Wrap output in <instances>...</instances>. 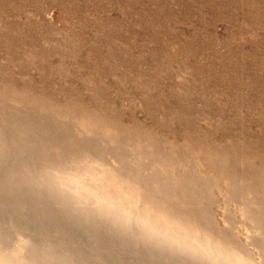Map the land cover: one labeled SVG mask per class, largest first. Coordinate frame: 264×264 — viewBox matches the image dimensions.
I'll return each mask as SVG.
<instances>
[{
  "label": "rangeland",
  "instance_id": "obj_1",
  "mask_svg": "<svg viewBox=\"0 0 264 264\" xmlns=\"http://www.w3.org/2000/svg\"><path fill=\"white\" fill-rule=\"evenodd\" d=\"M0 233V264H264V0H0Z\"/></svg>",
  "mask_w": 264,
  "mask_h": 264
},
{
  "label": "snow or ice",
  "instance_id": "obj_2",
  "mask_svg": "<svg viewBox=\"0 0 264 264\" xmlns=\"http://www.w3.org/2000/svg\"><path fill=\"white\" fill-rule=\"evenodd\" d=\"M76 195H79V193H76ZM129 221H131L132 219L127 216L126 217ZM139 224V226H141L148 234L152 235V236H162L163 234L158 231L156 228H154L150 223L143 221V222H137ZM16 240H15V234H13L11 237L6 236L2 233H0V247H3L5 245H7L8 247H12L13 245H15ZM235 252H237L235 249L232 250V253L234 254ZM232 258V254L230 257H228V259Z\"/></svg>",
  "mask_w": 264,
  "mask_h": 264
},
{
  "label": "clouds",
  "instance_id": "obj_3",
  "mask_svg": "<svg viewBox=\"0 0 264 264\" xmlns=\"http://www.w3.org/2000/svg\"><path fill=\"white\" fill-rule=\"evenodd\" d=\"M147 207V206H146ZM132 220L134 219L133 216L128 215ZM146 221L149 223V219L148 218H144V219H140L137 222H143ZM201 251L204 253V255L211 259L212 257L209 255V253L211 252V248H209L208 245H205L204 248L201 249ZM232 261L233 264H253V261L250 259H246L244 256L240 255L238 252H235L234 254L232 253Z\"/></svg>",
  "mask_w": 264,
  "mask_h": 264
},
{
  "label": "bare ground",
  "instance_id": "obj_4",
  "mask_svg": "<svg viewBox=\"0 0 264 264\" xmlns=\"http://www.w3.org/2000/svg\"><path fill=\"white\" fill-rule=\"evenodd\" d=\"M19 262H20L19 260H14V259H13V260H10V261L7 262V263L4 262L3 264H19Z\"/></svg>",
  "mask_w": 264,
  "mask_h": 264
}]
</instances>
